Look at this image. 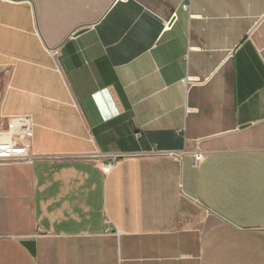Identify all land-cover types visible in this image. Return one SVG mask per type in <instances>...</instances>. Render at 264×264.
<instances>
[{"label": "crops", "instance_id": "1", "mask_svg": "<svg viewBox=\"0 0 264 264\" xmlns=\"http://www.w3.org/2000/svg\"><path fill=\"white\" fill-rule=\"evenodd\" d=\"M15 116L0 264H264V0H0Z\"/></svg>", "mask_w": 264, "mask_h": 264}, {"label": "built area", "instance_id": "2", "mask_svg": "<svg viewBox=\"0 0 264 264\" xmlns=\"http://www.w3.org/2000/svg\"><path fill=\"white\" fill-rule=\"evenodd\" d=\"M183 11H188V5L181 6ZM172 19L165 23L164 30L170 29ZM51 57L58 56V50H49ZM32 120L28 116H15L10 118H0V165L25 163L30 164L34 160L30 153L29 142L33 137ZM161 154V153H159ZM168 156L178 158L179 155L167 153ZM126 155H112V163H118L119 159ZM193 164L198 165L204 158L200 150H196L192 155ZM112 164L103 166L105 172H108Z\"/></svg>", "mask_w": 264, "mask_h": 264}, {"label": "water", "instance_id": "3", "mask_svg": "<svg viewBox=\"0 0 264 264\" xmlns=\"http://www.w3.org/2000/svg\"><path fill=\"white\" fill-rule=\"evenodd\" d=\"M86 28L87 27H82V28L78 29L77 31L74 32V35H79V34L83 33Z\"/></svg>", "mask_w": 264, "mask_h": 264}]
</instances>
